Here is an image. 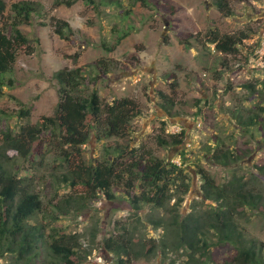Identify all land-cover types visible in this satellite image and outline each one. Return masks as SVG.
Instances as JSON below:
<instances>
[{
	"label": "rangeland",
	"instance_id": "374dc122",
	"mask_svg": "<svg viewBox=\"0 0 264 264\" xmlns=\"http://www.w3.org/2000/svg\"><path fill=\"white\" fill-rule=\"evenodd\" d=\"M4 1L7 10L0 15V27L8 32L14 4L37 3L42 13L34 15L29 25L21 26L29 44L19 50L15 66L6 75L14 85L7 87L0 99V150L5 133L16 135L23 126L53 117L60 101L56 74L63 69H81L85 80L78 97L89 98L96 90L103 104L131 98L142 111L133 121L129 137L102 141L93 137L86 147L88 162L116 159L117 149H135L182 164L180 155L185 152L191 190L181 209L184 214L196 202L200 207L209 206L202 202V181L195 162L220 185L237 173L255 180L264 190V172L260 170L264 167V141L252 129H243L234 117L264 109V0H229L231 17L222 15L215 0H148L145 5L122 0L120 6L98 8L84 0L60 7L56 3L61 0ZM52 18L70 25L72 31L66 29V38L55 32ZM216 30L220 36L254 33L236 54L227 55L214 45L203 46L206 35ZM113 46L116 49L108 51ZM172 74L177 80L175 90L171 87L174 77H169ZM247 84H254L260 92L254 100H250ZM162 94L175 101L171 114L162 106ZM164 123L166 134L186 132L183 146L164 148L158 144ZM218 141L235 152L238 163L224 167L212 162L211 152ZM13 167L15 173L27 178L43 202V211L33 223L43 224L51 235L57 231L80 235L85 264H119L118 256L106 249L104 241L123 232L122 224L134 230L136 241H159L163 236L149 222L150 208L143 206L138 216L133 215L135 211L123 193L112 200L101 193L88 208L65 215L59 209L70 193L59 181L64 168L42 144L28 158H19ZM244 225L250 238L264 243L263 211H249ZM234 254L233 247L216 245L211 262L206 264H220ZM187 260L184 251L165 257L159 250L155 257L135 264H187ZM0 264L16 263L3 257Z\"/></svg>",
	"mask_w": 264,
	"mask_h": 264
},
{
	"label": "trees",
	"instance_id": "16d2710c",
	"mask_svg": "<svg viewBox=\"0 0 264 264\" xmlns=\"http://www.w3.org/2000/svg\"><path fill=\"white\" fill-rule=\"evenodd\" d=\"M84 1L98 8L120 6L122 0ZM133 1L143 5L148 3V0ZM73 3L74 0H61L56 6H71ZM215 5L224 17L233 15L229 0H215ZM6 10V2L0 0V15L3 16ZM12 10L14 16L9 25L10 32L0 27V99L5 95V89L14 85L6 75L15 66L19 50L29 44L21 26L29 25L34 15L42 13L39 4L29 1L14 4ZM52 23L62 38L67 37L66 29L72 31L65 21L52 18ZM250 33L242 31L220 36L217 30L211 31L206 35L203 46L214 45L216 50L234 55L252 37ZM115 49L113 46L108 51ZM55 77L60 98L55 115L41 118L36 125L23 126L16 135L5 133L2 138L0 258H11L16 264H85V256L80 253V235H68L64 231L51 235L46 226L33 223L43 211V202L27 178L14 172L13 164L19 158H28L42 144L51 149L64 168L59 181L70 189V193L61 201L59 209L65 215L74 209L82 211L88 208L90 203L99 200L101 193L108 200L121 197L118 195L123 193L136 216L143 206L150 208L149 222L156 230H161L163 236L159 241L151 238L143 243L142 240L136 241L134 230L120 225L123 232L104 241L106 249L118 256L119 264L149 260L159 250L165 257L184 251L187 264H206L211 262L212 249L216 245L231 246L235 251L231 259L220 264H264V243L250 238L244 225L249 211L259 209L264 212V190L255 180H247L245 176L234 173L228 182L220 185L210 172L195 162L193 166L202 181V202L209 203V206L200 207L196 202L188 214L182 213L185 198L191 190L189 171L184 165L187 163L185 152L180 155L183 158L181 165L166 162L152 153L140 154L135 149H117L119 155L116 159L88 162L86 147L91 139L95 137L102 141L129 137L133 133V121L142 115L141 108L131 98L114 99L110 104H103L96 90L89 98L78 97L77 92L85 80L81 69H63ZM169 77H174L171 87L175 90L176 75ZM246 88L251 92L250 100L260 93L254 84H247ZM161 99L164 110L171 114L175 101L164 94ZM260 112L254 109L248 112V116L239 113L234 117L243 129H252L264 141V109ZM26 114L29 115L28 112ZM164 127V134L157 138L161 147L184 145L185 131L166 134L167 124L164 123ZM211 156L212 162L224 167L239 162L235 152L220 141L216 142ZM260 170L264 172V167Z\"/></svg>",
	"mask_w": 264,
	"mask_h": 264
},
{
	"label": "built area",
	"instance_id": "2783aa9c",
	"mask_svg": "<svg viewBox=\"0 0 264 264\" xmlns=\"http://www.w3.org/2000/svg\"><path fill=\"white\" fill-rule=\"evenodd\" d=\"M262 49H264V47ZM175 163L178 164V165H181V161L180 160L175 161Z\"/></svg>",
	"mask_w": 264,
	"mask_h": 264
}]
</instances>
